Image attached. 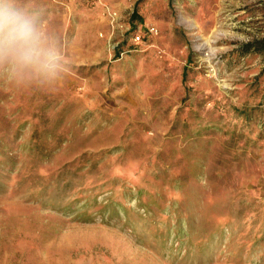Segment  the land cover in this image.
I'll return each mask as SVG.
<instances>
[{
	"label": "rangeland",
	"instance_id": "374dc122",
	"mask_svg": "<svg viewBox=\"0 0 264 264\" xmlns=\"http://www.w3.org/2000/svg\"><path fill=\"white\" fill-rule=\"evenodd\" d=\"M8 2L61 66L0 64V264H264V0Z\"/></svg>",
	"mask_w": 264,
	"mask_h": 264
},
{
	"label": "clouds",
	"instance_id": "9594fccd",
	"mask_svg": "<svg viewBox=\"0 0 264 264\" xmlns=\"http://www.w3.org/2000/svg\"><path fill=\"white\" fill-rule=\"evenodd\" d=\"M4 62L14 71L38 76L53 75L61 66L54 44L8 0H0V64Z\"/></svg>",
	"mask_w": 264,
	"mask_h": 264
},
{
	"label": "built area",
	"instance_id": "2783aa9c",
	"mask_svg": "<svg viewBox=\"0 0 264 264\" xmlns=\"http://www.w3.org/2000/svg\"><path fill=\"white\" fill-rule=\"evenodd\" d=\"M148 31L150 32V33H153V32H155V28L154 27H148ZM140 39H141V33H135V35H134V37H133V40L135 41V42H138V41H140Z\"/></svg>",
	"mask_w": 264,
	"mask_h": 264
},
{
	"label": "trees",
	"instance_id": "16d2710c",
	"mask_svg": "<svg viewBox=\"0 0 264 264\" xmlns=\"http://www.w3.org/2000/svg\"><path fill=\"white\" fill-rule=\"evenodd\" d=\"M142 36V35H141ZM256 44V46H264V39H261V40H257L254 42Z\"/></svg>",
	"mask_w": 264,
	"mask_h": 264
}]
</instances>
